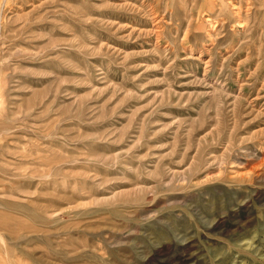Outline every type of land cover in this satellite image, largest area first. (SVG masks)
<instances>
[{"label": "rangeland", "instance_id": "374dc122", "mask_svg": "<svg viewBox=\"0 0 264 264\" xmlns=\"http://www.w3.org/2000/svg\"><path fill=\"white\" fill-rule=\"evenodd\" d=\"M0 264H264V0H0Z\"/></svg>", "mask_w": 264, "mask_h": 264}]
</instances>
